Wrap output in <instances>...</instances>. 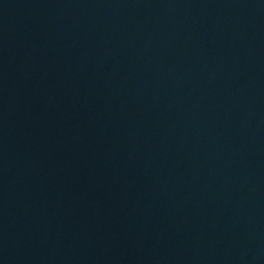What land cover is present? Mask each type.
Masks as SVG:
<instances>
[{"label": "water", "instance_id": "95a60500", "mask_svg": "<svg viewBox=\"0 0 264 264\" xmlns=\"http://www.w3.org/2000/svg\"><path fill=\"white\" fill-rule=\"evenodd\" d=\"M0 264H264V0H0Z\"/></svg>", "mask_w": 264, "mask_h": 264}]
</instances>
